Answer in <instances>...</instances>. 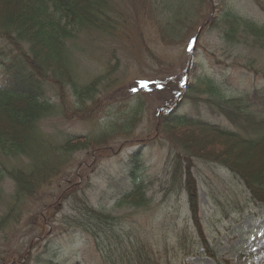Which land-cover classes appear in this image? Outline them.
Instances as JSON below:
<instances>
[{"label": "rangeland", "instance_id": "1", "mask_svg": "<svg viewBox=\"0 0 264 264\" xmlns=\"http://www.w3.org/2000/svg\"><path fill=\"white\" fill-rule=\"evenodd\" d=\"M106 2L114 12L113 34L95 31L89 38L82 35L67 42L66 51L81 84L107 74L108 89H98L94 94L103 99L96 106L91 101L78 103L70 87L62 95L49 88L47 97L57 110L51 109L37 121L35 134L52 146L79 136H123L114 137L104 153H72L65 171L52 184L33 196H18L19 206L8 220L5 216L16 187L7 175L0 178V264H105L103 258L121 264L109 255V249L118 246L125 249L126 264H264V204L252 201L239 179L223 167L193 157L190 172L197 185L199 216L214 259L205 255L188 220L186 195L179 191L177 183L171 186L170 177L164 173L170 150L162 134H157L159 110L173 105L175 90H182L186 78L193 88L175 114L191 113L230 127L224 118L211 114L199 103L206 94L201 91L205 86L197 79H214L223 91L222 98L254 90L264 93V47L254 43L245 46L242 41L228 44L217 28H207L192 53L193 41L188 38L194 36L195 28L190 24H194L193 20L179 28L171 25L173 10L169 4L179 0ZM222 8L221 0H211L193 6L191 11L192 15L202 13L201 23L211 16L217 19ZM225 10L264 27V0H227ZM112 80L116 81L114 85ZM166 82L171 89L159 87V83ZM256 102L251 96L246 100L249 108ZM192 105L198 107L192 109ZM131 110L136 116L128 114ZM127 121L131 126L127 132L119 129L112 133L107 128L125 126ZM11 127L13 132H25L20 125ZM188 128H180L177 137L196 139L197 149L203 153L219 156L226 149L209 134ZM177 141L182 145L181 140ZM227 150L232 152L230 147ZM138 151L134 168L129 157ZM27 158L10 156L4 159V166L26 169ZM220 158L236 169L245 160H234L228 154ZM131 169L135 170L133 176ZM263 170L257 173L261 175ZM134 178L145 185L149 204L140 209L116 206ZM85 205L113 219L104 229H97L96 244L77 227L79 212ZM17 209L20 216L16 219Z\"/></svg>", "mask_w": 264, "mask_h": 264}, {"label": "trees", "instance_id": "2", "mask_svg": "<svg viewBox=\"0 0 264 264\" xmlns=\"http://www.w3.org/2000/svg\"><path fill=\"white\" fill-rule=\"evenodd\" d=\"M206 3V0H179L175 4H169L173 10L170 17L173 20L171 25L176 24L179 28L178 25L182 26L187 21L193 20L194 24L192 22L190 24L195 28L192 34L195 33L201 26L202 13L197 15V12L192 15L191 9L195 5L199 7L200 4L202 6ZM110 11L111 8H108L106 0H0V75L3 77L0 84V178L7 175L16 187L14 201L7 209L5 220L14 216L13 210L19 206V195L33 196L35 193L38 194L42 187L57 180L65 171L64 167L69 163L72 153L96 152L97 154V151L104 153V149L114 137L123 136V134H108L110 137L105 135L74 137L59 146H52L35 134L37 121L47 116L51 109L57 110L47 97L49 88H54L57 95L59 93L62 95L66 87H70L78 103L91 101L96 106L103 99L100 94H94L98 89H108V81L105 78L107 74L92 79L87 84H81L75 76L73 63L66 51L67 42L76 40L82 35L89 38L95 31H102L111 36L114 30L111 15L114 12ZM168 13L170 14V11ZM209 28H217L221 38L228 44L242 41L245 46H252L254 43L256 47H264V27L223 8L219 11V17L210 23ZM248 38L251 41L247 42ZM197 81L205 86L201 91L206 94V99L199 103L224 117L235 130H226L218 125L192 118L190 115H176V112L171 111L160 115L158 132L165 138L163 141L165 140L170 150V159L167 163L169 171L166 175L170 176L171 186L174 187L177 183L176 187L185 191L190 220L206 248L201 222L197 216V187L190 172L191 159L201 157L225 167L239 177L253 199L264 203V176L257 172L243 174L235 165L220 158V156L226 158L228 154L233 159L232 154L237 151L233 146L252 151L264 142V93L254 91L251 97L260 100V103L256 102L249 108L246 104L248 95L222 98L220 96L223 91L214 81L208 78H198ZM111 83L114 85L116 81L112 80ZM191 86L188 87L182 100L193 88ZM254 106L255 109H252ZM134 111L139 112L138 109ZM130 113L136 116L132 110L128 114ZM129 119L131 117L127 120ZM167 123H169L167 128H164ZM18 125L24 128L25 134H19V130L13 132L11 126ZM184 125L189 126L188 129H199V133L209 134L212 139L216 138L219 141L218 145L226 149L219 156L203 153L201 149H197L196 139L188 137L183 140L182 137H177L176 132ZM107 128H111L112 133H115L119 129L127 132L131 126L127 121L125 126L110 125ZM172 135L177 139L172 138ZM177 140H181L182 145ZM189 140L191 142L187 144ZM228 147L232 152L227 150ZM19 155L29 157L26 169H7L4 166V159ZM129 158L132 166L137 167L138 154L134 153ZM131 174H134V170ZM134 181L136 180H133V187L131 186L128 193L118 199L116 206L120 204L140 208L147 205L143 185ZM79 213L77 227L95 241L98 235L97 229H104L108 226V222L113 220L109 214L105 216L99 209L86 205ZM19 216L20 212L17 209L15 218ZM69 222L73 224L74 220ZM95 223L98 224L96 228L93 226ZM114 253L117 254V250ZM122 255L121 252L118 253L119 258H122Z\"/></svg>", "mask_w": 264, "mask_h": 264}, {"label": "bare ground", "instance_id": "3", "mask_svg": "<svg viewBox=\"0 0 264 264\" xmlns=\"http://www.w3.org/2000/svg\"><path fill=\"white\" fill-rule=\"evenodd\" d=\"M207 143V142H206ZM237 148V151L232 154L234 160L245 158L244 163L241 166H237V170L243 174H249L257 171H261L264 168V142L257 146L254 150L248 148L233 146ZM231 151V150H229ZM252 152L251 156L247 157L249 152ZM262 176H264V170L262 171Z\"/></svg>", "mask_w": 264, "mask_h": 264}]
</instances>
